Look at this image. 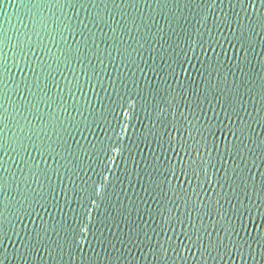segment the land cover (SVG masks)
Returning <instances> with one entry per match:
<instances>
[{
    "label": "water",
    "instance_id": "water-1",
    "mask_svg": "<svg viewBox=\"0 0 264 264\" xmlns=\"http://www.w3.org/2000/svg\"><path fill=\"white\" fill-rule=\"evenodd\" d=\"M0 264H264V0H0Z\"/></svg>",
    "mask_w": 264,
    "mask_h": 264
}]
</instances>
